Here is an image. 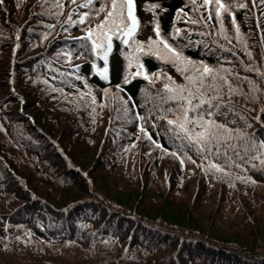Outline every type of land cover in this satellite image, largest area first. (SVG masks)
Returning a JSON list of instances; mask_svg holds the SVG:
<instances>
[{"label": "trees", "instance_id": "1", "mask_svg": "<svg viewBox=\"0 0 264 264\" xmlns=\"http://www.w3.org/2000/svg\"><path fill=\"white\" fill-rule=\"evenodd\" d=\"M109 1L92 0L89 8L80 6L88 0H59L62 7L56 0L0 5V264H264V164L252 158L264 152L257 151L264 143V6L222 0L248 6L222 11V33L214 12L207 26L179 18L181 9L192 19L207 15L189 0H150L160 7L162 36L184 57L239 76L229 82L240 91L222 89L223 98L213 100L222 107L205 117L233 133L212 157L224 175L166 133V120L176 116L157 110L168 95L164 86L187 83L175 67L135 54L134 37L126 45L113 36L107 63L91 51L84 37L104 21L92 23ZM85 14V23H76ZM132 55L144 68L125 84L137 71L129 68ZM105 66L108 80L96 74ZM105 89L122 98L102 97ZM27 99L32 115L24 108Z\"/></svg>", "mask_w": 264, "mask_h": 264}, {"label": "snow or ice", "instance_id": "2", "mask_svg": "<svg viewBox=\"0 0 264 264\" xmlns=\"http://www.w3.org/2000/svg\"><path fill=\"white\" fill-rule=\"evenodd\" d=\"M189 2L196 11H199L201 7L207 11V15L201 13L199 19H191L189 17L188 19L191 21V24L196 25L199 24L200 21H204L205 26H207L208 23L212 21L214 12L215 19L220 23L222 33L224 30V22L221 15L222 11L231 14L230 8L233 6L241 9L248 7L244 3L226 5L222 3V0H202V4L200 5H197V0H189ZM4 3L5 0H0V5ZM56 3L58 7H62V5L59 4V0H56ZM72 3L76 4L77 0H72ZM91 3L92 0H88V3L80 6L89 8ZM251 3L253 8L264 6V0H251ZM107 7V4H104L96 9V13H105V19L96 26V29L89 28L87 35L84 37L85 40L91 41V51L97 53L98 58H102L105 63H107L108 54L112 50L113 36H116L117 39H121L122 43L127 45L140 27L139 21L134 14V0H111L110 10H106ZM151 7L154 9L158 6L152 5ZM181 12H183V9H181ZM184 15L187 16V13H184ZM86 16L87 14L82 16L76 23L84 24ZM69 21L71 22V18H69ZM232 24L235 26L237 39H240V27L236 23L235 15H232ZM154 32L156 40L149 37L147 45L132 40L131 43L135 45L134 52L155 55L157 59L165 63H171L173 67L183 75L184 80L187 81L186 84L177 85L172 82L164 86V90L168 95L161 96L162 103L158 106L157 110H162L165 114L174 113L176 116L175 120H166L167 125L170 126L166 129V133L171 132L173 140L180 139L181 141H186L187 143L182 144L181 147L193 148L198 156H201L208 162V170L228 175L222 166L212 162V157L219 155V145L228 144L231 139L234 138L232 130L225 124L217 123L215 120L206 121L205 117L207 115H212V109L222 107L213 102L216 97L223 98L220 96L222 89L226 87L230 93L240 91L238 86L233 87V84L229 82V77L233 80H239V76L233 75L226 69L217 70L205 64H194L191 60L184 57L182 52L170 44L168 39L162 36L158 23L154 27ZM179 32L180 29L177 28L171 38L174 40L177 39ZM124 37L128 39H124ZM224 38L229 39L227 35H225ZM183 39H187V37ZM145 48H147L146 52ZM248 55L251 56V53H248ZM128 59L129 68L135 63L137 71L124 78L125 84L134 76H140L141 69L144 68V65L139 61L138 55L129 56ZM221 71L226 72L227 75H221ZM96 74L102 79L108 80L109 68L106 66L102 69L97 67ZM143 78L149 81L148 74H144ZM168 79L171 81V77ZM209 80H211L212 83H208ZM116 87L120 91H123V89H120L119 85ZM105 95H107V93H105ZM119 99L120 98L117 97V100ZM169 100L175 103V108H164V104ZM91 102L93 105L96 104L95 96L91 97ZM205 105H207V112L204 111ZM132 107L135 108L136 105L133 103ZM93 111H95V109H93ZM128 111V108H123L125 114H127ZM149 115H153L151 109L149 110ZM159 118L165 119V116H160ZM136 119L148 123V118L146 116L137 114ZM152 127L155 128L156 124L153 123ZM139 130L155 148L167 154V150L164 149L160 143L153 140L152 136L147 133L143 126H141ZM236 135L242 136L243 133L238 132ZM262 148H264V143L257 146V151L260 152ZM171 155L176 157L177 154L173 152ZM252 158L258 159L264 164V152H260L259 156H253ZM188 159L191 160L192 157L189 156ZM183 162L184 161L181 160V163ZM192 162L195 163L194 160Z\"/></svg>", "mask_w": 264, "mask_h": 264}, {"label": "rangeland", "instance_id": "3", "mask_svg": "<svg viewBox=\"0 0 264 264\" xmlns=\"http://www.w3.org/2000/svg\"><path fill=\"white\" fill-rule=\"evenodd\" d=\"M108 1V0H107ZM141 1V5H140V9L142 11V15L141 17H143L142 19H140L139 17V14H138V9H137V6H136V0H134L135 2V9H134V14L135 16L137 17L138 21H139V24H140V27L138 28L137 32L134 34V40L139 42V43H142V44H145L147 45V42L149 40V37H152L153 40H156V37H155V32H154V27L155 25L158 23L159 24V19H160V7L154 3V2H151L150 0H140ZM227 1V0H226ZM237 3H242V2H236ZM202 4V0H197V5H200ZM110 5H111V1L108 2L107 4V9L106 10H110ZM152 5H157L158 7L156 8H152L151 6ZM202 8V7H201ZM201 8L199 9V11L201 10ZM198 11V12H199ZM248 13L250 14V12L252 11L253 13H255V9L254 10H250V9H247ZM182 13V14H181ZM179 14H181L179 16V18L181 17H187V18H194V15L192 14H187V16L184 15L183 12L179 11ZM105 16V13H103L102 15H99V16H96L93 18L92 20V23H98L100 20L103 19V17ZM250 17V16H249ZM130 23V22H129ZM179 29V27L175 26L174 30H173V33L175 32L176 29ZM165 38V37H164ZM147 51V48H145V52ZM135 53V52H134ZM136 54V53H135ZM153 57L156 58L155 55H151ZM157 59V58H156ZM157 60H160V59H157ZM162 61V60H161ZM168 65H170L171 67H173V65L171 63H167ZM132 69H135V64H133L132 66ZM153 78L156 80V82L160 79V75L158 73H156L155 76H153ZM148 83L150 85L151 84V81H150V78H149V81ZM105 93H107V95H105ZM113 97L114 98V101L115 103H117V99L115 100V98L119 97V98H122V95L118 92H115V91H111L109 89H105L102 91V97ZM31 101L30 99H27L25 100L24 102V108L25 110L32 115V113H30V107H31ZM105 106H107V104H109V101H106L105 103ZM264 107V105L262 106V108ZM252 110H255V106L253 105L252 106ZM171 119L174 118V116H169ZM42 131L46 134H49L50 133V130L46 127V126H42L41 127ZM136 147H139V144L136 146ZM93 157H94V153L92 154ZM136 196L134 197V200H136Z\"/></svg>", "mask_w": 264, "mask_h": 264}]
</instances>
